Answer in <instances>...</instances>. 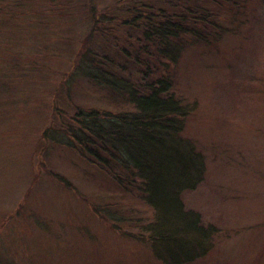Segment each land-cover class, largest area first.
<instances>
[{
	"label": "trees",
	"instance_id": "1",
	"mask_svg": "<svg viewBox=\"0 0 264 264\" xmlns=\"http://www.w3.org/2000/svg\"><path fill=\"white\" fill-rule=\"evenodd\" d=\"M254 7L255 0H0V125L47 116L44 143L63 134L56 144L115 185L113 212L83 199L95 215L147 244L160 264H199L219 230L184 200L207 168L184 137L196 106L180 91V62L194 46L219 47L235 22L249 24ZM81 80L77 91L95 103L70 96ZM21 233V242L5 243L15 262Z\"/></svg>",
	"mask_w": 264,
	"mask_h": 264
},
{
	"label": "rangeland",
	"instance_id": "2",
	"mask_svg": "<svg viewBox=\"0 0 264 264\" xmlns=\"http://www.w3.org/2000/svg\"><path fill=\"white\" fill-rule=\"evenodd\" d=\"M97 1L105 6L114 0ZM255 5L249 24L235 22L219 47L194 46L180 62V91L196 106L184 137L203 152L207 168L184 200L219 230L199 264H264V0ZM84 85V80L75 82L70 96L95 103L77 91ZM47 118L41 114L0 125V218L5 220L0 261L160 264L147 244L124 236L93 213L85 200L105 212L120 207L112 204L119 198L115 185L77 153L56 144L63 134L56 132L44 143ZM10 134L19 137L7 139ZM21 204L24 209L13 216ZM20 230L25 243L18 244ZM9 237L19 241L13 249L21 262L6 251Z\"/></svg>",
	"mask_w": 264,
	"mask_h": 264
}]
</instances>
